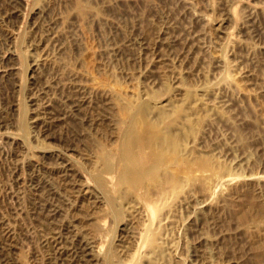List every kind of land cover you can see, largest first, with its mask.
Segmentation results:
<instances>
[{"label":"rangeland","instance_id":"obj_1","mask_svg":"<svg viewBox=\"0 0 264 264\" xmlns=\"http://www.w3.org/2000/svg\"><path fill=\"white\" fill-rule=\"evenodd\" d=\"M0 264H264V0H0Z\"/></svg>","mask_w":264,"mask_h":264},{"label":"bare ground","instance_id":"obj_2","mask_svg":"<svg viewBox=\"0 0 264 264\" xmlns=\"http://www.w3.org/2000/svg\"><path fill=\"white\" fill-rule=\"evenodd\" d=\"M130 150V149H129Z\"/></svg>","mask_w":264,"mask_h":264}]
</instances>
